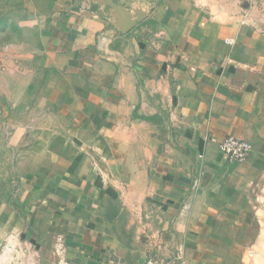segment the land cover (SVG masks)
<instances>
[{
    "label": "crops",
    "instance_id": "1",
    "mask_svg": "<svg viewBox=\"0 0 264 264\" xmlns=\"http://www.w3.org/2000/svg\"><path fill=\"white\" fill-rule=\"evenodd\" d=\"M26 6V74L0 78V264H264V0Z\"/></svg>",
    "mask_w": 264,
    "mask_h": 264
},
{
    "label": "rangeland",
    "instance_id": "2",
    "mask_svg": "<svg viewBox=\"0 0 264 264\" xmlns=\"http://www.w3.org/2000/svg\"><path fill=\"white\" fill-rule=\"evenodd\" d=\"M26 3L27 0H0V78L17 71L26 74L21 55L34 48L29 40L38 38L34 28L40 26V15L35 19Z\"/></svg>",
    "mask_w": 264,
    "mask_h": 264
},
{
    "label": "built area",
    "instance_id": "3",
    "mask_svg": "<svg viewBox=\"0 0 264 264\" xmlns=\"http://www.w3.org/2000/svg\"><path fill=\"white\" fill-rule=\"evenodd\" d=\"M220 152L224 157H226L230 162L241 164L248 160L251 152L252 146L249 142L235 137H229L219 144ZM11 241V240H10ZM6 245V249L11 248L10 243ZM18 260L19 257H14ZM146 264H166L163 260L159 258H150L147 260Z\"/></svg>",
    "mask_w": 264,
    "mask_h": 264
},
{
    "label": "water",
    "instance_id": "4",
    "mask_svg": "<svg viewBox=\"0 0 264 264\" xmlns=\"http://www.w3.org/2000/svg\"><path fill=\"white\" fill-rule=\"evenodd\" d=\"M115 8H116L117 12H118L120 15L124 16V17L126 18V20H129L127 14L124 13V11L122 10V8L117 7V6H116Z\"/></svg>",
    "mask_w": 264,
    "mask_h": 264
}]
</instances>
